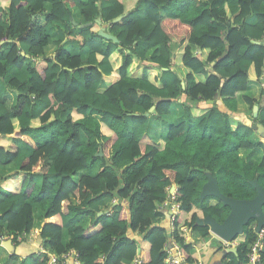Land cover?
<instances>
[{
	"label": "trees",
	"instance_id": "1",
	"mask_svg": "<svg viewBox=\"0 0 264 264\" xmlns=\"http://www.w3.org/2000/svg\"><path fill=\"white\" fill-rule=\"evenodd\" d=\"M73 9L90 27L72 31ZM98 19L117 43L98 36ZM43 20L63 25L66 40L87 58L71 56L61 42L44 57ZM263 76L264 0H0V167L17 166L0 179V238L15 245L28 235L38 206L42 247L74 253L79 264H126L138 250L142 264H173L164 250L169 239L187 264L198 263L197 246L211 234L194 227L195 219L221 223L229 213L216 198L200 202L206 173L227 197L254 198L252 180L264 190V144L231 115L237 95L252 81L263 85ZM243 101L258 105L254 120L264 126V87L258 100ZM175 103L184 119L168 126ZM154 119L167 128V141L150 135ZM254 150L262 152L258 161L242 158ZM96 166L94 176L75 180ZM172 186L179 211L169 230L159 206ZM81 218L89 223L79 225ZM252 222L235 238L236 253L210 264H244ZM209 246L220 253L216 241ZM46 260L30 256L20 264Z\"/></svg>",
	"mask_w": 264,
	"mask_h": 264
},
{
	"label": "crops",
	"instance_id": "2",
	"mask_svg": "<svg viewBox=\"0 0 264 264\" xmlns=\"http://www.w3.org/2000/svg\"><path fill=\"white\" fill-rule=\"evenodd\" d=\"M82 2H85L86 0H81ZM72 13V22L74 24V28H72V31L74 32H78L81 28V25L86 24L84 22V19L82 18V16L79 14L78 10L73 9L71 11ZM76 25V26H75ZM42 27H44L45 29V35L48 38V44L47 46L44 48L43 51V56L48 58L51 57L57 47H58V43L61 42L63 44L64 49L71 55V56H81L83 59L87 58V52H82L80 50V48L78 47V45L72 43V42H68L66 40V37L63 33V25H59V24H49L46 25L45 21L43 20L42 22ZM174 47V49H173ZM172 49L173 51L176 49L175 45H172ZM20 50H21V54L22 55H28V47L26 46H20ZM26 68H24V70L22 71V75L20 76L21 80L25 79V75H26ZM141 68L137 69L136 71V77H140L141 76ZM186 71L182 72V75L185 74ZM264 78V77H263ZM262 87H264L263 85H260L258 82L256 81H252L249 85V89L245 94L239 93L237 95V113H243L245 114L248 118H251V115H253V108H249L243 101V96L247 95L251 98H255V99H259L260 97V93H261V89ZM11 94V92L9 93V95ZM11 96V95H10ZM8 96V97H10ZM179 105V103H178ZM177 105V103H175L170 111V115L165 117L164 120L166 121L168 126H173L176 124H179L180 122L183 121L184 119V115H183V111L182 108H180ZM200 107H206L205 105H198ZM258 107V105H257ZM258 114V111H257ZM89 115L91 117H97L98 116V112L97 110L94 109H89ZM254 120V119H253ZM166 127H163L161 125V123L159 121H157L156 119L153 120L152 124H151V128H150V135L156 140H164L166 141L167 138V130H165ZM98 166H96L93 169L87 170V171H82L80 173H78V175L75 177V180H79L80 177L85 176V175H89V176H94L96 171H97ZM17 171V166L15 164L6 166V167H0V179L2 177L5 176H9L14 174ZM20 180H23L25 178L24 174H20L19 175ZM34 181L36 183V185L41 186L42 182H43V177L42 176H35L34 177ZM50 182H53L54 179H49ZM2 192V191H1ZM5 195H7L6 193H3ZM33 211H34V225L32 228V231L28 234L25 235L24 238L20 241L17 242L15 245L12 244V248L11 249H7L2 243L6 242V241H0V264H20L22 260L30 257V256H37L40 257V248L42 247V243L40 241L39 238V233L41 231L40 226L42 223V214H41V210L38 206H33ZM89 218H81L77 221V223L80 225H84V224H88L89 223ZM163 224H167L168 225V217L166 216L164 218V220L162 221ZM170 230V227H169ZM35 235H34V234ZM135 237H137L138 235H134ZM188 242H190V240H187ZM213 241V242H212ZM216 241V238L214 236L211 235V239L210 242L207 243H203L202 244H198L199 247L197 246V250L199 251V254L202 255V258H200V262L202 264H210L214 261H218V258H220V256L222 257V253H216L213 252V250H211L210 248H212V246H209L208 243L210 244H214ZM171 242L168 241V245ZM202 246H204L206 249H204ZM201 251V253H200ZM225 251V250H224ZM13 255L14 257H16L15 260H10L9 256Z\"/></svg>",
	"mask_w": 264,
	"mask_h": 264
},
{
	"label": "water",
	"instance_id": "3",
	"mask_svg": "<svg viewBox=\"0 0 264 264\" xmlns=\"http://www.w3.org/2000/svg\"><path fill=\"white\" fill-rule=\"evenodd\" d=\"M124 16H120L112 21V23L119 22ZM96 23L100 26V29L98 30V36L103 38L107 41H112L114 43H117L118 40L105 32V28L101 27V22L98 19ZM90 27V24H84L81 25V29H85ZM173 63V61H172ZM264 77V76H263ZM217 96H215V99ZM152 111V110H151ZM253 115L252 119H255L257 117V111L258 107L255 105L252 109ZM136 115V114H135ZM149 114L145 113L144 116L147 117ZM232 118L235 121L240 122L242 125L249 127L253 132H255L260 138L264 139V126H262L259 123H254L252 119L248 118L243 113H231ZM102 149H99V152L95 155L96 157H102ZM207 181L202 186L199 200L202 202L205 198H216L218 201L221 202V204L224 207H227L229 209V213L226 216V218L221 222L218 223L211 217L207 216L203 219L196 218L194 227H208L209 233L214 236L215 238L223 241V242H233L237 236H240L243 234L244 228L250 221H253L256 223V231H260L261 228L264 226V190L262 187L258 184L257 180H252L249 182V185L255 190L256 195L254 198L250 200H239L234 199L231 197H227L223 195L219 191V186L217 179L211 174L206 173ZM175 189V186L171 187V191ZM117 206V203H114L110 207V211ZM102 213H99L98 216H101ZM169 215H171V212H169ZM8 250L12 248L11 242L6 241L2 243ZM139 252V251H138ZM236 253V249H227L225 250V253ZM224 254L222 255V258H224Z\"/></svg>",
	"mask_w": 264,
	"mask_h": 264
},
{
	"label": "built area",
	"instance_id": "4",
	"mask_svg": "<svg viewBox=\"0 0 264 264\" xmlns=\"http://www.w3.org/2000/svg\"><path fill=\"white\" fill-rule=\"evenodd\" d=\"M171 190V189H170ZM168 192V198L167 200L159 206V209L165 214V217H168V225L170 229L173 228V224L175 221V216L177 215L179 211V205L176 203V189L173 191ZM113 202L112 204H114ZM169 212H171V215H169ZM249 229L251 232L255 235V238L252 242H250L248 247V252L246 255V262L244 264H264V260L261 257V253H264V226L261 228L260 231H256V223L252 222L249 225ZM180 231L183 233H186L187 235L184 236V239L186 242L187 240H190V237L187 233L186 228H180ZM25 235H20L17 237L16 242H20ZM221 243V246L223 250L227 249H236L239 243L233 241V242H223L216 238ZM0 241H10L9 239L0 238ZM171 245H168L165 247V251L168 253L167 255V262H171L173 264H187L183 257L180 254V248L177 243H175L172 239H169ZM11 242V241H10ZM139 251V250H138ZM137 251V255L129 262H126V264H142V259L140 257V251ZM40 257H46V264H79L77 260V255L74 253H66L62 255H55L53 253H49L46 251L43 247L40 248ZM196 264H202L200 261Z\"/></svg>",
	"mask_w": 264,
	"mask_h": 264
},
{
	"label": "rangeland",
	"instance_id": "5",
	"mask_svg": "<svg viewBox=\"0 0 264 264\" xmlns=\"http://www.w3.org/2000/svg\"><path fill=\"white\" fill-rule=\"evenodd\" d=\"M248 23H254L255 22V19L254 18H250L248 21ZM12 96V94H10ZM9 95V96H10ZM11 101H12V97H8L5 102L7 104V106L9 107L11 105ZM178 105V104H177ZM179 106V105H178ZM181 108V106H179ZM167 125V123H166ZM165 130H167V128H165ZM253 139L254 140H258L259 142H261L262 144H264V139L260 138V136H258L256 133H254V136H253ZM159 141H164V140H159ZM167 141V140H166ZM261 155H262V152H260V150H254V151H247V152H244L243 154H241L242 158L245 159L247 162L248 161H258L260 158H261ZM211 205H215L216 202L215 201H211L210 202ZM189 220V219H188ZM187 220V221H188ZM34 234V233H33ZM35 235V234H34ZM210 244V243H208ZM204 249H206L204 246H202ZM221 250H220V253L224 254L225 251L223 250L222 246L220 247Z\"/></svg>",
	"mask_w": 264,
	"mask_h": 264
},
{
	"label": "flooded vegetation",
	"instance_id": "6",
	"mask_svg": "<svg viewBox=\"0 0 264 264\" xmlns=\"http://www.w3.org/2000/svg\"><path fill=\"white\" fill-rule=\"evenodd\" d=\"M251 118H252V115H251ZM252 121L255 122V120H253V119H252ZM216 243H218V245L221 247V243L218 240H216Z\"/></svg>",
	"mask_w": 264,
	"mask_h": 264
},
{
	"label": "clouds",
	"instance_id": "7",
	"mask_svg": "<svg viewBox=\"0 0 264 264\" xmlns=\"http://www.w3.org/2000/svg\"><path fill=\"white\" fill-rule=\"evenodd\" d=\"M170 189H171V188H170ZM175 189H176V187H175ZM175 189H174V190H175ZM170 191H171V190H170Z\"/></svg>",
	"mask_w": 264,
	"mask_h": 264
}]
</instances>
